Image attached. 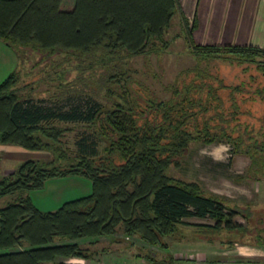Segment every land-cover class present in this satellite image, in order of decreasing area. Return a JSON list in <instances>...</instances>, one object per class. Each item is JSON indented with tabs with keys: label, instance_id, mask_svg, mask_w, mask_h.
<instances>
[{
	"label": "trees",
	"instance_id": "trees-1",
	"mask_svg": "<svg viewBox=\"0 0 264 264\" xmlns=\"http://www.w3.org/2000/svg\"><path fill=\"white\" fill-rule=\"evenodd\" d=\"M177 7V0H0V38L17 56L22 48L41 61L71 58L81 72L82 64L106 66V79L114 81L124 74L115 70L123 57L169 45L165 33ZM186 39L197 62H250L264 72V48L197 45ZM12 80L11 72L0 83V142L46 150L51 159H27L0 180V197L10 198L0 206V264H48L57 256L87 259L86 247L101 238L124 239L117 232L161 245L179 223L191 225L184 220L189 217L213 219V224L192 225L214 231L242 228L233 221L245 214L242 210L205 193L196 181L167 175L166 169L178 164L193 141H225L233 153L249 156L247 176L259 180L264 141L243 145L241 135L233 136L225 127L200 129V99L194 101L188 87H173L171 98L162 100L154 91L141 97L124 85L107 108L88 96L78 98L83 92L77 87L64 91L73 94L63 103L18 99L9 92ZM75 124L90 131L80 133L69 158L61 139ZM62 158L70 161L56 165ZM68 175L88 180L91 192L50 211L33 204L29 191ZM262 227H255L257 235Z\"/></svg>",
	"mask_w": 264,
	"mask_h": 264
},
{
	"label": "rangeland",
	"instance_id": "rangeland-1",
	"mask_svg": "<svg viewBox=\"0 0 264 264\" xmlns=\"http://www.w3.org/2000/svg\"><path fill=\"white\" fill-rule=\"evenodd\" d=\"M172 29L177 30L176 25ZM171 33H166L169 45L162 50L123 57L114 69H123L124 74L113 77L114 81L106 79V66L82 64L81 72L71 58L41 61L30 51L18 48V61L12 72L9 92L18 99L30 97L34 101L63 103L66 96L73 94L64 91L77 87L83 92L78 98H84V101L88 96L108 108L123 93L124 85L128 91L134 90L141 97L146 91H154L162 100L171 98L173 87L179 90L188 87L193 100L200 99L196 121L200 129L207 126L210 130L225 127L233 136L241 135L243 145L254 140L258 143L264 141V72H259L256 65L250 62L237 64L233 60L220 59L197 62L190 46L184 44L182 39H171ZM81 124L70 127L72 130L61 139L69 158L75 153V141L80 133L90 131ZM189 129H193V123L189 124ZM247 136L251 138L247 140ZM99 143L102 151L104 144ZM232 149L233 146L225 141H193L178 164H171L166 173L175 179L196 181L205 193L217 194L230 207L242 210L244 215L233 218L234 222L242 224L241 229L214 231L192 225L213 224V219L189 217L184 220L192 224L179 223L172 234L162 238L161 245L146 243L138 235L127 237L117 232L124 239L112 241L101 238L98 247H86L85 252L92 260L88 262L264 264V175H260L259 180L248 177L247 170L251 163L249 156L235 154ZM33 156H27L24 160L37 159ZM69 161L62 158L56 160L55 164L65 165ZM51 186V182L47 181L43 189L29 191L28 195L40 205L38 196H48ZM70 197L72 195L63 199ZM9 199L7 196L0 197V206ZM258 218L262 219V223ZM259 224L263 227L257 235L255 227ZM257 237L259 240H256Z\"/></svg>",
	"mask_w": 264,
	"mask_h": 264
},
{
	"label": "crops",
	"instance_id": "crops-1",
	"mask_svg": "<svg viewBox=\"0 0 264 264\" xmlns=\"http://www.w3.org/2000/svg\"><path fill=\"white\" fill-rule=\"evenodd\" d=\"M177 2V12L166 31L172 32L169 34L171 39H182L187 45L186 37L189 36L197 45H249L264 48V0H177ZM175 25L177 30H171ZM17 61L18 57L13 48L0 38V83L13 72ZM31 155L43 160L50 158L49 152L43 149H28L0 142V180L27 160L24 158ZM47 181L51 182V191L45 198L38 196L40 205L29 196L33 204L43 211L54 210L64 201L91 192L90 182L83 177L68 175ZM32 191L34 190L30 192ZM68 195L72 197L63 199ZM100 242L91 245L92 248L98 247ZM82 243L87 242L83 240ZM88 261L92 262L90 258L57 256L48 264H91Z\"/></svg>",
	"mask_w": 264,
	"mask_h": 264
}]
</instances>
